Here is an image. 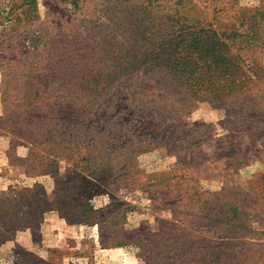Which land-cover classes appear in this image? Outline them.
Instances as JSON below:
<instances>
[{"label":"rangeland","instance_id":"obj_1","mask_svg":"<svg viewBox=\"0 0 264 264\" xmlns=\"http://www.w3.org/2000/svg\"><path fill=\"white\" fill-rule=\"evenodd\" d=\"M263 14L0 0V264H264V48L260 79L228 82L230 32L264 43ZM188 28L227 44L194 103L176 67Z\"/></svg>","mask_w":264,"mask_h":264},{"label":"trees","instance_id":"obj_2","mask_svg":"<svg viewBox=\"0 0 264 264\" xmlns=\"http://www.w3.org/2000/svg\"><path fill=\"white\" fill-rule=\"evenodd\" d=\"M186 26H190V24H186ZM244 26H248V23H244ZM195 32L197 34H195ZM214 32L215 35H217L218 32L213 31V33ZM230 33L232 35L231 43L229 42V48H232L231 53H235V51L238 52L236 54H231L229 57L228 65L231 66V72L228 71V82L233 83L231 91L235 92L237 95L239 92L249 87L248 84L253 82V75L258 79L261 78L263 66L258 67L256 64L257 57L261 53L262 48H264V43L260 41L259 35L253 33V29L249 30L246 28L240 31H231ZM184 34L186 36L177 43L175 50L184 51L187 56H185L180 64L175 63V65L178 64L176 67L180 73L179 80L184 86L186 93L189 94L187 97L188 101L194 103L197 97H199L197 93L200 90L197 89L202 83L201 75H203V73L204 75L207 74V65L218 64L219 66H224L225 59L216 51L217 45L227 44L226 42H221L219 39L212 40L190 28L185 30ZM212 47L213 50L210 52ZM198 55H201L200 59L202 61L204 60V66L206 67L205 69L203 66L199 73H197L199 68L198 60L196 59ZM261 58L262 61H264V58ZM236 79L238 81H236Z\"/></svg>","mask_w":264,"mask_h":264}]
</instances>
